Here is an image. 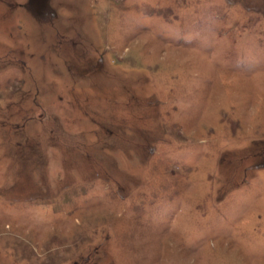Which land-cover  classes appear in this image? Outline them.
<instances>
[{
    "label": "rangeland",
    "instance_id": "rangeland-1",
    "mask_svg": "<svg viewBox=\"0 0 264 264\" xmlns=\"http://www.w3.org/2000/svg\"><path fill=\"white\" fill-rule=\"evenodd\" d=\"M0 264H264V0H0Z\"/></svg>",
    "mask_w": 264,
    "mask_h": 264
}]
</instances>
